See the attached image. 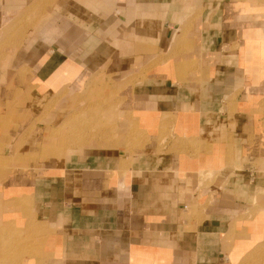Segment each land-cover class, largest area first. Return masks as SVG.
Listing matches in <instances>:
<instances>
[{
	"label": "crops",
	"instance_id": "1",
	"mask_svg": "<svg viewBox=\"0 0 264 264\" xmlns=\"http://www.w3.org/2000/svg\"><path fill=\"white\" fill-rule=\"evenodd\" d=\"M231 1L0 0V264H236L231 227L264 264V20ZM101 81L110 126L4 168L97 120Z\"/></svg>",
	"mask_w": 264,
	"mask_h": 264
},
{
	"label": "rangeland",
	"instance_id": "2",
	"mask_svg": "<svg viewBox=\"0 0 264 264\" xmlns=\"http://www.w3.org/2000/svg\"><path fill=\"white\" fill-rule=\"evenodd\" d=\"M237 1V4H233L234 2H230L227 4L226 6V14L229 15L233 10H237V12H239V15H242V16H248V17H251L253 18V16L251 15H255V17L260 20H264V0H262V3L259 4L257 0V4L256 5H251V7L247 8L246 6L243 5V11L240 12L239 9L241 8V5L239 3L238 0ZM240 1H244V0H240ZM253 2V1H252ZM173 40H175L173 38ZM175 54L173 53L172 49L170 48V52H169V57H174ZM175 65V64H174ZM177 82H179V80H177ZM102 85L100 86V89H101V92L99 93L98 92V97L99 99H103V102L104 103H107V105L105 104H102V103H97L95 105H93V108H91L89 111H98V113H101L99 115V118L96 120V119H83V120H78L76 121L75 119L69 123V125H67L66 127H63V129H61V131L58 130V132L63 135V139L61 138V142L58 144L56 150H61V149H64V147L66 146L65 143V139L68 140L70 143L74 140H72L73 138V133L72 131L77 128L76 126H81L82 123H79V122H83V126H86V131L88 133V136L90 135H95L97 133H99L101 131V128L102 126L104 127H108L110 126L111 123H108V118H109V114L107 113H104L103 111L105 110H108V106L110 107L111 104L113 103L112 101V97L115 95L114 91L112 89H110L111 87L109 86L110 84L109 81L108 83L106 81H101ZM106 89H109L110 91L105 93L104 90ZM77 98L76 97H73V100L75 102ZM108 100H109V104H108ZM117 99H116V104H117ZM107 116V117H106ZM104 121V122H103ZM95 127L97 128L95 130ZM49 142V140H48ZM64 142V144H63ZM44 147H47L50 148V146L48 145V143H43L42 144ZM45 152L47 151V148H44L43 149ZM55 150V149H54ZM9 156V155H8ZM8 156H6L5 158H2V164L4 166V168H9V166H16V165H13V161L9 160L8 159ZM12 156V155H11ZM10 158V157H9ZM15 158V157H13ZM19 167V166H17ZM20 169H22L21 167H19ZM29 169V167H28ZM24 170V169H23ZM262 197H256L255 198V201H254V204L252 205V208L249 212H246L244 215H252V213H255L256 211V208H260L261 205H263V202H264V198ZM233 230V231H232ZM26 231V230H24ZM236 232V233H235ZM237 234V230L233 227L230 228V231L227 233V235L224 237L223 239V243H222V250L224 251V254L226 256V258H229L230 262L232 263L233 261L236 262V264H239V261L240 260H236L235 259V256L233 254V249H232V242H231V239L233 238V235ZM22 235H20L19 237H21ZM29 240V239H28ZM235 264V263H234Z\"/></svg>",
	"mask_w": 264,
	"mask_h": 264
},
{
	"label": "bare ground",
	"instance_id": "3",
	"mask_svg": "<svg viewBox=\"0 0 264 264\" xmlns=\"http://www.w3.org/2000/svg\"><path fill=\"white\" fill-rule=\"evenodd\" d=\"M234 3L233 4H237V1L236 0H232ZM231 1V2H232ZM239 1V3H240V5H241V8L239 9V11L240 12H242L243 11V5L244 6H246L247 8H249V7H251V5H256L257 4V1H258V3L259 4H261L262 3V0H257V1H255V0H244V1H240V0H238ZM253 1V2H252ZM173 38L175 39V40H172V44H171V49H172V51H173V53L176 55V51H175V46L177 45V42H178V40H177V36H176V34L173 36ZM180 66V67H182L183 69L180 71L179 69H176V71L177 72H175L176 73V76H177V78L179 79V83L180 82H183V81H181L182 79L184 80V77H183V74H186L187 72H188V69H189V66L188 65H191L190 64V62H180V63H177V64H175L174 65V67H176V66ZM184 69H185V71H184ZM7 71V70H6ZM9 73V72H8ZM2 75V74H1ZM177 79V80H178ZM20 84H21V82H20ZM15 85H13V87H14ZM22 87V86H21ZM15 88V87H14ZM14 90V89H13ZM7 92V91H6ZM12 92V91H11ZM8 97V96H7ZM255 97V96H254ZM252 99V98H251ZM31 100V99H30ZM254 100V99H253ZM6 101V100H5ZM250 101V100H249ZM19 102V101H18ZM21 103V102H20ZM232 103V102H231ZM1 105V104H0ZM228 105V104H227ZM27 108V107H26ZM20 110H22V109H20ZM25 117V116H24ZM24 119V118H23ZM22 120V119H21ZM79 123H82V122H79ZM84 124V123H83ZM48 125V124H47ZM77 128H75L73 131H72V133L74 134V132L76 133V132H79L80 130V128L78 127V126H76ZM51 128V127H50ZM79 128V129H78ZM77 129V130H76ZM80 133V132H79ZM41 137V136H40ZM63 135H61L59 132H58V130L56 131V130H53V129H51L50 130V132L48 133V135H47V140H43V138L42 139H40L39 140V142H37L38 144H37V146H36V148L35 149H33L32 150V152H30V153H26V154H19V153H17V152H15V151H13V150H11L10 151V153L8 154L9 156H8V159L9 160H11V161H13L14 163H13V165H16V166H19V167H21L22 169H27L28 170V167H29V163H30V161L31 160H33V158L34 157H39V158H41L42 156H44V155H48V154H52L53 152V150L54 149H56L57 148V146H58V144L61 142V138L63 139ZM48 140H49V142H48ZM65 141H66V143H65V145H69L70 144V142L68 141V140H66L65 139ZM16 142V141H15ZM43 143H48V145L50 146V148H48V146L47 147H44L42 144ZM16 144V143H15ZM63 144H64V142H63ZM44 148H47V151L45 152L43 149ZM12 149V148H11ZM28 150V149H27ZM30 150V149H29ZM62 150V149H61ZM57 153V152H56ZM12 155V156H11ZM10 157V158H9ZM13 157H15V158H13ZM53 158V157H52ZM45 159V158H44ZM47 160V159H46ZM41 164V163H40ZM52 165V164H51ZM50 165V166H51ZM45 166V165H44ZM30 172V171H29ZM31 173V172H30ZM28 177V176H27ZM28 180V179H27ZM30 181V180H29ZM28 181V182H29ZM38 181V180H37ZM30 183V182H29ZM25 190H27V188L25 189ZM24 191V190H23ZM16 198V197H15ZM17 202V201H16ZM18 203V202H17ZM20 203V202H19ZM262 208H263V205H261V207L260 208H256V212H259L260 210H262ZM7 223V222H6ZM10 224V223H9ZM11 226V225H10ZM7 227V226H6ZM29 229V228H28ZM6 231V230H5ZM11 231V230H10ZM233 231V230H232ZM259 232V231H258ZM29 232H27V234H28ZM236 233V232H235ZM235 233H234V235H235ZM29 235V234H28ZM233 235V236H234ZM4 237V236H3ZM22 237V236H21ZM261 237V236H260ZM27 241L26 242H28V239L26 238V235H25V237H24ZM21 239V238H20ZM25 239H24V241H25ZM34 239H36V238H34ZM252 239V238H251ZM250 240V239H249ZM29 241H32V240H29ZM35 241V240H34ZM38 241V240H37ZM17 242H18V240H17ZM25 242V243H26ZM24 243V242H23ZM34 243V242H33ZM36 243V242H35ZM38 243V242H37ZM250 243V242H249ZM30 244V243H29ZM35 245V244H34ZM8 246V245H7ZM6 248V247H5ZM19 250V249H18ZM11 256V255H10ZM14 256V255H13ZM250 256V255H249ZM250 259V258H249ZM250 264H252L253 262L252 261H250L249 262Z\"/></svg>",
	"mask_w": 264,
	"mask_h": 264
}]
</instances>
